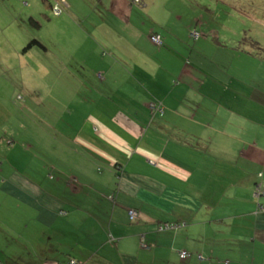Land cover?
Here are the masks:
<instances>
[{"label":"crops","instance_id":"crops-1","mask_svg":"<svg viewBox=\"0 0 264 264\" xmlns=\"http://www.w3.org/2000/svg\"><path fill=\"white\" fill-rule=\"evenodd\" d=\"M102 2L103 20L65 39L64 55L51 53L60 40L41 37L24 52L8 32L16 23L0 27V126L24 127L12 112L23 109L45 135L12 136L11 150L31 158L25 174L0 156V190L23 210L0 214V253L19 264H66L67 254L84 264H226L229 250L238 264H264V134L235 85L264 59L236 41L224 47L217 28L213 39L173 23L168 6ZM20 55L44 84L21 89L22 100L6 77L19 76ZM167 222L180 225L160 231Z\"/></svg>","mask_w":264,"mask_h":264},{"label":"rangeland","instance_id":"rangeland-1","mask_svg":"<svg viewBox=\"0 0 264 264\" xmlns=\"http://www.w3.org/2000/svg\"><path fill=\"white\" fill-rule=\"evenodd\" d=\"M101 0H0V27L1 25L15 24L13 27V36L18 31V41L20 49L25 47L27 43L37 37H41L44 41L55 39L56 42H61L62 45H57L56 48L51 47V53L64 55L67 48L64 43L65 39H79L81 36H86V31L90 27L92 22H98L103 20L101 18V11L104 8ZM132 4L142 6L147 4L154 7L155 10L162 9L168 6L172 10L170 15L173 23L178 24H192L194 26L203 27L208 37L213 38L214 34L210 33L215 28L218 31L217 35L221 39L224 47H232V42L236 41L240 44L244 38L250 36L253 40L260 43V49L257 52L260 57L264 58V0H145L144 3H136L135 0H131ZM46 4L62 5L64 12L61 15H54L53 10L50 12V19H45L43 12ZM152 15V14H150ZM34 16L40 23V27H35L29 23V17ZM85 16H88V20L83 23ZM159 16V13H156ZM172 23V24H173ZM83 24V28L79 27ZM205 36V37H207ZM245 36V37H244ZM2 38L0 28V41ZM204 39V36H202ZM26 39L24 46L22 41ZM214 39V38H213ZM232 39V40H230ZM19 58V76L11 78V73L15 72L9 70L6 77H8L9 84L17 86L14 89H20L19 100L23 99L21 89H26L31 86L42 87V79L37 74H30V69L24 68L31 60ZM4 71L2 70V61L0 59V75ZM256 71L252 74H254ZM250 72H242L236 74L235 85L242 87V106L243 115L247 114L252 107L257 108L258 124L255 126L259 130V136L264 134V69H260L257 76L251 77ZM240 76V77H239ZM248 76V77H247ZM238 77V78H237ZM0 77V85L3 81ZM8 84V83H7ZM41 112V110H38ZM19 121L23 122L16 125L14 122L11 124V120L7 119L0 126V156L2 160H7L6 165L21 167L22 173L25 174L28 161L31 159L27 156L25 149L11 150V138L12 136H45L41 124L33 122L27 119V110H12ZM28 125V126H27ZM17 148V147H15ZM41 164V161H39ZM72 164L74 160L72 158ZM42 177V174H39ZM53 177V176H51ZM11 192L7 189L0 190V214L10 215L14 213L23 212L22 209L17 208L19 201L13 199ZM17 198L16 196H13ZM20 207V206H19ZM21 208V207H20ZM175 230V229H167ZM227 249H230L227 246ZM185 252L186 257L189 253L181 251V254ZM234 253V252H233ZM232 251L221 252V255L225 256V261L232 260Z\"/></svg>","mask_w":264,"mask_h":264},{"label":"trees","instance_id":"trees-1","mask_svg":"<svg viewBox=\"0 0 264 264\" xmlns=\"http://www.w3.org/2000/svg\"><path fill=\"white\" fill-rule=\"evenodd\" d=\"M135 2L141 4V2L144 3V0H135ZM51 10H53L54 14L55 15H58V16L61 15L64 12V8H62V5H60V4H56V5L51 6ZM43 16H44L45 19H48V20L50 19L49 15L46 14V13H44ZM29 23L33 24L35 27L36 26L37 27H40L41 26V23L36 18H34V17H29ZM36 45L42 46V44L38 40L32 39V40H30L27 43V45L23 48V50H24V52H26V51L30 50L31 48L35 47ZM240 45L243 48H245V50L251 51L256 56L260 57L259 56L260 54L257 52L258 48L260 49V43L257 42V41H255V40H253L250 36H247L246 38H244ZM260 58H263V57H260ZM130 210H133V209H130ZM130 210H129V214H130ZM137 216H138V212H137ZM137 216L134 217V218H131V215H130V219L131 220H135L137 218ZM176 224H177V226L180 225L179 223L167 222V223H162V224H160L158 226L161 229L160 231H165L167 229L177 228ZM0 233L2 235H4V228L2 227L1 223H0ZM11 243L18 244L16 240L15 241L13 240ZM27 245L28 244H25L24 246L21 245V246H22V248L25 249V247ZM6 255L7 254L0 253V264H19V260H17V259H11L9 257H6ZM29 255H31V254H25L24 256H21V257H25V262H26L27 259H28L27 256H29ZM180 255H181V252H180L179 256ZM233 255L234 256H233L232 260L227 261L226 264H238L239 263L238 262L239 258H236L237 254L236 253H233ZM212 256L213 255L210 256L211 259H212ZM21 257H18V258H21ZM180 257H182V256H180ZM186 257H182V258H186ZM67 258L68 259L66 260V264H84L85 263L83 260H81V259H79V258H77L75 256H70L68 254H67ZM199 258L200 259H205V257L203 255H199ZM221 264H225V262L223 261V262H221ZM248 264H252V263H248Z\"/></svg>","mask_w":264,"mask_h":264},{"label":"built area","instance_id":"built-area-1","mask_svg":"<svg viewBox=\"0 0 264 264\" xmlns=\"http://www.w3.org/2000/svg\"><path fill=\"white\" fill-rule=\"evenodd\" d=\"M192 36L195 37V38L197 39V38L200 36V33L197 32V31H193V32H192ZM152 40L155 41V42H157V43H160V39H159L158 36H153ZM130 215H131V218L136 217V216H137V212H136V210H130ZM181 256H182V257L185 256V252H183V253L181 254Z\"/></svg>","mask_w":264,"mask_h":264},{"label":"bare ground","instance_id":"bare-ground-1","mask_svg":"<svg viewBox=\"0 0 264 264\" xmlns=\"http://www.w3.org/2000/svg\"><path fill=\"white\" fill-rule=\"evenodd\" d=\"M202 258V257H201Z\"/></svg>","mask_w":264,"mask_h":264}]
</instances>
